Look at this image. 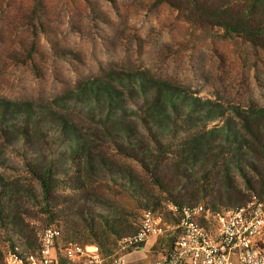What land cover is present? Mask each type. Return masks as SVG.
I'll return each instance as SVG.
<instances>
[{"label":"rangeland","instance_id":"1","mask_svg":"<svg viewBox=\"0 0 264 264\" xmlns=\"http://www.w3.org/2000/svg\"><path fill=\"white\" fill-rule=\"evenodd\" d=\"M255 1L245 22L256 35L240 36L157 0H0V264L36 248L52 224L110 255L145 208L264 202V0ZM90 79L106 94L91 93ZM164 86L175 99L156 118ZM160 240L129 264L154 260Z\"/></svg>","mask_w":264,"mask_h":264},{"label":"built area","instance_id":"2","mask_svg":"<svg viewBox=\"0 0 264 264\" xmlns=\"http://www.w3.org/2000/svg\"><path fill=\"white\" fill-rule=\"evenodd\" d=\"M170 210L143 209L137 230L114 254H104L96 243L63 240L52 224L36 248L9 253L7 264H129L127 255L147 244L150 252L159 238L157 257L145 264H264L261 200L221 208L173 204Z\"/></svg>","mask_w":264,"mask_h":264},{"label":"trees","instance_id":"3","mask_svg":"<svg viewBox=\"0 0 264 264\" xmlns=\"http://www.w3.org/2000/svg\"><path fill=\"white\" fill-rule=\"evenodd\" d=\"M157 1L169 4L171 7L175 8L180 13H183L184 15H186V17L189 18L198 11L204 13L205 15H209L211 16L213 25L224 29L228 33H236L240 36L256 35L254 32L250 31V28L246 24V22H249V20L251 19L250 18L251 14L259 12L258 11L259 7H257L255 0H213L211 2H208L206 0H157ZM220 1L222 4L220 3ZM38 3H40L39 0H36V5ZM218 3H220L221 5L220 4L218 5ZM235 3H237V5H240L242 7L243 15H241L240 18H234L229 13L234 9L233 5H235ZM246 17L248 18V21L245 20ZM145 78L147 79V81L151 82V80L147 76H145ZM142 80L145 81L144 78H142ZM114 81L115 84L113 83L110 84L113 99H114V93L116 95L119 93L118 92L119 85L123 83V79L120 78L119 80H114ZM103 83L104 82L101 80L90 79L87 80L85 86L87 89L91 91V93H93L97 97L100 94L101 95L106 94V90L102 86ZM174 93L175 90L171 87L169 88V86H164V88L160 87L159 90L154 94V100H153L154 103H153V107L149 109L150 113L156 118L166 117L167 116L166 113L168 111L167 110L168 103L170 105V103H173V99H175ZM154 113H156V115ZM45 183L46 182H44V187L48 188V185Z\"/></svg>","mask_w":264,"mask_h":264}]
</instances>
